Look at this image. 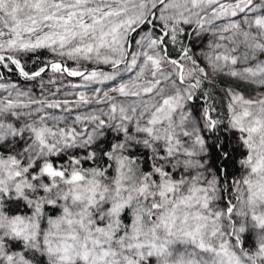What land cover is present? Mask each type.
Instances as JSON below:
<instances>
[{
  "label": "snow or ice",
  "instance_id": "obj_1",
  "mask_svg": "<svg viewBox=\"0 0 264 264\" xmlns=\"http://www.w3.org/2000/svg\"><path fill=\"white\" fill-rule=\"evenodd\" d=\"M0 264H264V0H0Z\"/></svg>",
  "mask_w": 264,
  "mask_h": 264
}]
</instances>
